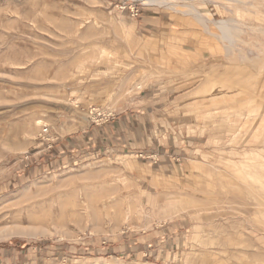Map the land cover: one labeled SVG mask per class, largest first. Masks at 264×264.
Returning <instances> with one entry per match:
<instances>
[{
	"label": "rangeland",
	"instance_id": "obj_1",
	"mask_svg": "<svg viewBox=\"0 0 264 264\" xmlns=\"http://www.w3.org/2000/svg\"><path fill=\"white\" fill-rule=\"evenodd\" d=\"M4 229L0 264H264V0H0Z\"/></svg>",
	"mask_w": 264,
	"mask_h": 264
},
{
	"label": "crops",
	"instance_id": "obj_2",
	"mask_svg": "<svg viewBox=\"0 0 264 264\" xmlns=\"http://www.w3.org/2000/svg\"><path fill=\"white\" fill-rule=\"evenodd\" d=\"M126 126L127 124L119 118L115 121H110L108 124L92 127L91 130H84L76 135H70L60 144L63 146L62 150H60L61 154L67 156L72 154L71 156H74L75 154L77 155V152L90 153L95 150L100 151L101 142L108 144L105 152L119 151L121 147H111L110 145L118 142L126 147L124 140H126L129 133V129Z\"/></svg>",
	"mask_w": 264,
	"mask_h": 264
},
{
	"label": "bare ground",
	"instance_id": "obj_3",
	"mask_svg": "<svg viewBox=\"0 0 264 264\" xmlns=\"http://www.w3.org/2000/svg\"><path fill=\"white\" fill-rule=\"evenodd\" d=\"M11 228H12V227H11ZM23 228H24V227H23ZM12 230H13V229H4V230L0 231V235H1V236L7 235V234L10 233ZM16 230H17V231H15V232H20V233H23V232H24V229L22 230V229L16 228ZM27 231H31V230H28V228H27ZM12 232H13V231H12ZM31 232H33V231H31ZM33 234H35V233L33 232Z\"/></svg>",
	"mask_w": 264,
	"mask_h": 264
},
{
	"label": "built area",
	"instance_id": "obj_4",
	"mask_svg": "<svg viewBox=\"0 0 264 264\" xmlns=\"http://www.w3.org/2000/svg\"><path fill=\"white\" fill-rule=\"evenodd\" d=\"M43 131H44V132H47V131H48V128H45Z\"/></svg>",
	"mask_w": 264,
	"mask_h": 264
}]
</instances>
